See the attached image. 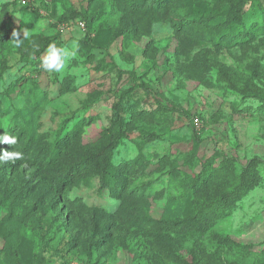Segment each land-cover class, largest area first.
<instances>
[{
	"label": "rangeland",
	"instance_id": "1",
	"mask_svg": "<svg viewBox=\"0 0 264 264\" xmlns=\"http://www.w3.org/2000/svg\"><path fill=\"white\" fill-rule=\"evenodd\" d=\"M165 1L0 0V135L17 139L0 149L28 142L26 160L0 163V264H264V0L245 5L236 42L219 33L237 0ZM197 9L216 15L189 24ZM53 43L77 45L62 73L41 66ZM76 159L63 182L56 165ZM206 160L251 164L260 183L197 234L178 223L185 202H214L181 196L176 169L193 178Z\"/></svg>",
	"mask_w": 264,
	"mask_h": 264
},
{
	"label": "trees",
	"instance_id": "2",
	"mask_svg": "<svg viewBox=\"0 0 264 264\" xmlns=\"http://www.w3.org/2000/svg\"><path fill=\"white\" fill-rule=\"evenodd\" d=\"M145 0H125V3L123 4L125 7H129L130 11H136L142 4H144ZM152 3H155L159 6L163 5L166 1L165 0H151ZM249 2V0H237V4L234 7L233 14H232V23L229 24L228 29L221 30V37H227L229 40L236 42L237 39L241 38V32L246 31V28L244 27L245 19L242 17V13L244 12L245 5ZM198 11L193 12L189 15L190 20L189 24L192 25H199V24H207L211 19L215 17V13L211 11H205L203 9H197ZM66 15V14H65ZM65 15H62L60 17V20L65 19ZM262 21V20H261ZM256 22V21H254ZM253 22V23H254ZM86 25V22L84 23ZM259 25L261 27L264 26V22H260ZM200 30H202L205 34L212 33V35H215L217 31H213L212 29L204 28L203 26H199ZM2 29V28H1ZM7 29H3V33H7ZM100 33L103 32V34L97 36V40L99 42V45L104 43V36H109L108 32L104 31H98ZM107 34V35H105ZM1 35V34H0ZM107 39V38H106ZM42 92V91H41ZM34 99L33 102L35 104L38 103L39 97L37 91L33 94ZM261 101L264 102V96ZM28 142L25 143V145ZM113 143V138H110L105 144L106 146H110ZM25 145H22L20 148V152L23 153V158L26 160V149H24ZM58 149H53V157H57L58 155ZM55 152V153H54ZM102 156V155H101ZM106 153L103 154L102 159L105 160ZM95 156L93 155V158ZM90 157H86L85 160L89 159ZM108 158V157H107ZM81 161L79 159L74 160V163L70 164L69 162L66 163V165L61 169L59 165H56V172L61 173L64 175L62 181L66 182L68 175L66 176V173L68 171H78L83 166L82 163L84 161ZM107 162V161H106ZM221 166L220 167H213V164L211 161H203V163H200L201 169L195 174V176L189 177L190 175H185L184 172L177 170V174L182 175L185 180H188L190 182V185L188 187V194L185 190H180L181 196H188L190 195H196L200 194L205 200H211L214 202L213 209H210L208 212L206 210L205 213H195L193 210V207H190V201L185 202V207L183 209V218L181 219L179 225L181 227H186L188 229L193 230L194 232L203 233L205 230L209 229L211 225L215 224L218 220L224 218L225 216L230 215L233 213L235 206L234 203L240 200L243 196L247 195L248 192H250L254 186L258 185L260 182V177L258 175V169L253 168L251 164L242 166L237 173L233 170L234 167L231 166L230 162L227 160H221ZM108 163V162H107ZM91 164V163H90ZM85 171L87 173H91V169H87L88 167H85ZM226 170V171H224ZM235 171V172H234ZM107 174H111L112 177L116 178L118 176L117 172H113V168L107 166L106 167ZM172 172V170L170 171ZM223 172H226V175L223 174ZM217 182V183H216ZM215 184L216 186L221 185V187L225 184H232L231 188L229 189H221V187H217L212 194H207L205 191L209 185ZM142 196L139 198L141 199ZM186 198V197H185ZM189 204V205H188ZM201 207V208H200ZM200 208V209H198ZM197 208V212L204 211V206L201 205ZM134 214V213H133ZM136 221H130L129 223L131 225H137L139 224L143 218L139 215L136 216ZM146 220V219H145ZM139 222V223H138ZM147 226L153 227L156 229L157 227L153 225V223L147 221ZM193 223V228L191 227ZM160 229L157 228V230H164V229H172L167 223L161 222L160 223ZM199 249L195 248L194 253H197L198 256ZM13 255L17 257V252L13 251ZM200 260V257L198 258ZM195 263V262H194ZM20 264V263H19ZM37 264H45L44 260H40Z\"/></svg>",
	"mask_w": 264,
	"mask_h": 264
},
{
	"label": "clouds",
	"instance_id": "3",
	"mask_svg": "<svg viewBox=\"0 0 264 264\" xmlns=\"http://www.w3.org/2000/svg\"><path fill=\"white\" fill-rule=\"evenodd\" d=\"M12 36V40L15 41L16 46H20L22 40L19 38V34L17 32H13ZM76 46L77 45L74 44L72 51H69L65 47H58L54 43L50 44L46 50V54L42 58V68L48 72L62 73L66 60L75 54ZM16 143L17 139L15 136H11L7 133L0 135V144L14 145ZM22 158L23 153L20 151L0 149V163H15L17 160Z\"/></svg>",
	"mask_w": 264,
	"mask_h": 264
},
{
	"label": "built area",
	"instance_id": "4",
	"mask_svg": "<svg viewBox=\"0 0 264 264\" xmlns=\"http://www.w3.org/2000/svg\"><path fill=\"white\" fill-rule=\"evenodd\" d=\"M81 26H83V25L81 24ZM194 122L195 123L198 122V118L197 117L194 118Z\"/></svg>",
	"mask_w": 264,
	"mask_h": 264
}]
</instances>
